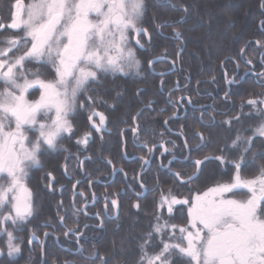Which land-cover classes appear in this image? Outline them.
<instances>
[{"label": "snow or ice", "instance_id": "snow-or-ice-1", "mask_svg": "<svg viewBox=\"0 0 264 264\" xmlns=\"http://www.w3.org/2000/svg\"><path fill=\"white\" fill-rule=\"evenodd\" d=\"M260 6L264 8V0H261ZM172 10L188 11L183 5H172ZM146 11V0H28L27 3L25 0H12L7 7V17L0 16V179L6 181L0 183V236L7 237L8 257L21 252L14 231L23 230L35 213L32 192L25 184L27 170L44 168L41 158L45 153L68 151L61 141L76 135L74 121L84 112H88L89 130L77 137L76 145L83 146V150L87 151L93 131L101 134L103 140L108 121L96 105L107 106V101L93 85L100 86L101 74L124 72L125 69L139 71L141 61L137 59L132 41L134 36L135 45L141 49L145 46L141 42L143 38L152 43V34L148 27L143 26ZM179 23H183V18ZM169 27L172 25L167 21L153 19L154 30ZM261 27L264 28V21H261ZM172 32L177 39L180 38L178 27H172ZM253 44L260 51L262 69L255 73L256 82L264 88V40L246 42L239 55L245 56ZM165 58L166 52L165 56L149 59L147 64L151 68ZM243 63L255 68L252 58L244 59ZM49 65L54 71V79H46L42 71L47 70ZM239 67L240 62L237 61V73ZM224 78L230 87L238 83L235 75L228 79L227 72ZM212 81L215 82L216 78L212 77ZM32 89L38 90L37 99L28 98L34 94L30 93ZM228 96L229 92H225L226 101ZM188 102L191 103V100ZM153 103L149 100L145 107L151 108ZM245 107L249 108L247 116L259 121L250 129L252 135L246 136L237 131L230 143L218 147L219 154L200 156L211 140L203 132L196 131L193 139L197 142L190 143L181 130L178 135L184 137L183 149L187 155L181 154V163L173 169L172 163L177 160L176 142L168 140L159 144V149L163 150L161 155L172 157L166 167L173 185L184 186L200 180L205 167L212 162L230 165L234 174L230 182H218L206 191H196L194 195L181 197L171 186L167 193L161 191L155 205L158 212L154 217L156 223L138 246L140 256L137 264H176V258L182 262L186 260L187 264H264V165L257 166L258 174L251 179L241 175L250 163L256 165L257 156L264 159V151H253L257 139L264 146V91L242 101L240 115L222 120L220 126H226V130L231 131L233 124L244 115ZM141 114L137 112L132 117L133 121H137ZM168 122L165 120V125ZM214 124L213 117L212 122L204 127ZM138 131L137 124L132 132L137 134ZM160 135L163 136V133ZM145 147L148 148V155L138 158L142 170L151 163V154L157 148L156 145L148 147L147 141ZM226 152L237 155L229 159ZM107 163L112 164V160L108 159ZM83 164L84 161H79L80 167ZM64 169L67 173V162ZM45 179L51 188L55 183L53 172H46ZM76 183L79 184V181ZM140 186L146 187L143 183ZM245 189L250 193L246 199L235 198ZM189 192L192 190L189 189ZM135 195L139 200L142 193ZM80 196H85V193L80 192ZM110 205L119 209L115 199L110 201ZM108 206L106 203L105 208ZM184 206H187L186 217H182L185 223H172L175 213L181 212ZM133 207L139 210L140 204L137 202ZM59 220L64 224L65 217L61 216ZM45 226L53 227L51 224ZM49 235L44 233L45 237ZM64 236H75V251L69 255L78 256L79 264H110V258L95 247L91 250L85 248L87 240L79 229L67 227ZM33 239H38L35 232L28 243L31 244ZM41 250L43 252V244ZM0 255H3L2 250ZM64 264H77V261L65 260Z\"/></svg>", "mask_w": 264, "mask_h": 264}, {"label": "trees", "instance_id": "trees-1", "mask_svg": "<svg viewBox=\"0 0 264 264\" xmlns=\"http://www.w3.org/2000/svg\"><path fill=\"white\" fill-rule=\"evenodd\" d=\"M11 3L12 0H0V16L7 17V7ZM146 4L143 26L148 27L152 34V43H147L146 38H143L141 42L145 46L141 49L135 45L134 36L132 41L137 59L141 61L139 71L125 69L124 72L101 74L100 86L93 85L98 87L99 94L107 101V106L96 105L99 111L105 113L108 121L103 140L100 138L101 134L93 131L87 151L83 150V146L76 145L77 137L89 130L86 120L88 112H84L74 121L76 135L61 141L68 151L45 153L41 158L44 168L33 167L27 170L25 184L32 192L35 213L23 230L14 231L16 243L21 245L19 254L8 257L7 237L0 236V250L3 251L0 264H44L45 261L47 264H64L65 260H75L79 264L78 256L69 255L75 251V236H64L67 227L79 229L87 240L85 248L91 250L95 247L110 258V264H137L140 256L138 246L156 223L154 217L158 212L155 205L161 191L167 193L171 186L178 195L187 196L190 194L189 189L192 192L198 191L230 178L233 171L230 165L212 162L207 164L200 180L184 186L173 185L168 169L158 165L156 154L159 147L154 149L149 167L142 170L138 158L148 152L146 141L148 147L156 142L175 141L177 160L173 161L172 168L176 169L181 163V154L186 156L187 153L183 149L182 136L175 133L181 130L190 143L197 142L193 139L196 131L203 132L211 140L200 156L219 154L218 147L230 143L237 131L246 136L252 135L250 129L259 121L247 116V107L243 109L244 115L239 122L233 124L231 131L226 130V126L221 127L220 122L240 115L242 101L264 91L256 82L255 73L262 70L259 64L260 51L256 45L248 48L245 56L239 55L240 48L246 42L264 40V28L261 27L264 8L260 6L261 0H146ZM172 5H183L188 11H173ZM181 18L183 23H179ZM153 19L157 22L167 21L172 27H178L181 31L180 38L175 37L172 27L154 30ZM165 52V59L158 60L151 68L148 66L149 59L165 56ZM229 57L232 59H226ZM246 58L254 60V69L243 63ZM221 61H224L223 65ZM237 61L240 62L238 73ZM42 71L46 79H54V71L50 65L47 70ZM225 72L228 77L236 73L238 83L226 87ZM212 77L216 78L215 82ZM37 92L32 91V96ZM181 92L187 93L191 103L198 106L187 107L183 116L168 119L167 125L173 131L171 132L165 127L163 120L172 113V103H176ZM225 92H229L227 101L224 98ZM149 100L154 103L151 108H146ZM137 112L142 114L134 122L132 117ZM213 117L215 124L205 128L204 125L210 124ZM137 124L139 131L134 134L132 128ZM29 134L35 138L34 134ZM253 151H264L260 139L255 141ZM225 155L234 159L237 154L226 152ZM251 155L249 153V158ZM169 156H162V161ZM66 157H69L67 161ZM127 157L132 158L126 159ZM108 159L112 160V164L107 163ZM79 161H84L83 167L79 166ZM66 162L67 173L64 169ZM259 165H264V159L257 156L256 165L250 163L242 170L241 175L256 176ZM116 167L123 169L125 177L118 171L109 180ZM48 171H52L55 177L51 188L48 187L49 181L45 179ZM5 182L0 179V183ZM139 182L146 185V192L137 200L133 191L140 190ZM80 192L85 193V196H80ZM113 199L119 203L118 210L110 205ZM137 202L140 204L139 210L133 207ZM85 203L88 204L82 209ZM106 203L109 205L107 209ZM61 216L65 217L64 224L60 223ZM164 216L167 218L166 212ZM182 217H186L185 207L181 212L175 213V219L171 222L183 224L185 220ZM46 224L53 227H46ZM33 232L38 240L29 244L28 240ZM45 232L50 235L45 237L42 252L41 241ZM176 264H185V260L182 262L176 258Z\"/></svg>", "mask_w": 264, "mask_h": 264}, {"label": "flooded vegetation", "instance_id": "flooded-vegetation-1", "mask_svg": "<svg viewBox=\"0 0 264 264\" xmlns=\"http://www.w3.org/2000/svg\"><path fill=\"white\" fill-rule=\"evenodd\" d=\"M245 71H246V70H245ZM234 75L236 76V73L230 75V76L228 77V79H231ZM242 76H243V74L239 76V79H241ZM225 84H226V87H227L228 84H227L226 80H225ZM181 97H183V99H181ZM188 101H189V96H188L187 93H185V92H181V93H179V95H178V97H177V101H176V103H172V105H173V111H172V113H170V114L167 115L166 117H168V116H170V115H172V114H175V116H174L175 118H176V117L183 116V115L186 113V109H187V107H194V106L197 107V106H198V105H196V104L189 103ZM166 117H165V119H166ZM174 117H172V118H174ZM165 119H164V120H165ZM164 120H163V123H164ZM164 125H165V124H164ZM165 127H166L169 131L173 132V131L168 127V125H165ZM175 133L178 134L179 132L177 131V132H175ZM182 139H184V138L182 137ZM160 143H161V142H156V143L153 144V145H156V146L158 147ZM140 144H141V143H140ZM162 151H163V150L160 149L159 152L156 154V158H157V161H158V165L161 167V165L163 164V165H165V167H161V168H167L166 166L168 165V161L171 160L172 157L169 156V157L166 158L165 161L163 162V161H162V155H161ZM147 155H148V152L146 153L145 156H147ZM186 155H187V153H186ZM140 156H141V155H140ZM140 156H139V157H140ZM153 156H154V150H153V153L151 154V157H150L151 162H152V158H153ZM131 158H132V157H127L126 159H131ZM150 164H151V163H150ZM150 164L145 165L144 168L149 167ZM116 168H118V167H116ZM116 168H115V169H116ZM119 168H120V167H119ZM140 168H141V167H140ZM115 169H113V171H114ZM121 169H122V168H121ZM113 171H112V172H113ZM112 172H111V175H110L109 180H112V178L114 177L115 173L118 172V171H116L113 175H112ZM121 172H122V171H121ZM122 174H123V176L125 177V173L122 172ZM139 174H140V173H138V176H139ZM140 185H141V182H139V186H140ZM143 189H144V192L142 193V188H141V186H140V190H139V191H133V193L140 192V193H142V195H143V194H145V192H146V187H144ZM84 205H85V204H83L82 207H83ZM82 207H81V208H82ZM82 209H84V207H83Z\"/></svg>", "mask_w": 264, "mask_h": 264}, {"label": "rangeland", "instance_id": "rangeland-1", "mask_svg": "<svg viewBox=\"0 0 264 264\" xmlns=\"http://www.w3.org/2000/svg\"><path fill=\"white\" fill-rule=\"evenodd\" d=\"M34 90H35V89L30 90V93H32V91H34ZM37 91H38V90H37ZM38 96H39V92H37V94H36L35 96H32V94H30V95L28 96V98H29V99H37ZM29 135H30V134H29ZM33 139H34V138H33ZM233 174H234V170L232 171L231 176H230V178H229L228 180L221 181V182H230L231 177H232ZM242 177H243V178H246V179H251V178H253V177H255V176H253V177H246V176H243V175H242ZM217 183H218V182H217ZM215 184H216V183H215ZM215 184H213V185H215ZM213 185L208 186V187H206V188H204V189H201V190H198V191H200V192L206 191L207 188L212 187ZM195 192H196V191L191 192L190 194H193V195H194ZM241 192H242V194L236 196L235 198H238V199H246L247 196L250 195V193H248L246 189H245V190H241ZM190 194H189V195H190ZM189 195H187V196H189ZM181 197H184V196H181ZM184 207H185V211H186V214H187V206H184ZM165 212H166V211H165ZM166 213H167V212H166ZM161 223H163V221H161ZM183 224H184V223H183ZM183 224H179V225H183ZM177 225H178V224H177ZM185 264H187V261H186V260H185Z\"/></svg>", "mask_w": 264, "mask_h": 264}, {"label": "water", "instance_id": "water-1", "mask_svg": "<svg viewBox=\"0 0 264 264\" xmlns=\"http://www.w3.org/2000/svg\"><path fill=\"white\" fill-rule=\"evenodd\" d=\"M174 116H175V115H174V114H172V115H170V116L166 117V119H165V120H168V119H170V118H172V117H174ZM165 120H164V121H165ZM164 124H165V123H164ZM116 171H121V168H119V167H118V168H116V169H115V170L112 172V175H113V174H114ZM143 192H144V189L142 188V193H143ZM86 204H88V203H85V205H86ZM85 205H84V206H85ZM84 206H83V207H84ZM83 207H82V208H83ZM47 233H48V232H47ZM33 240H38V239H33ZM44 241H45V236H44V234H43V237H42L41 244H43V243H44ZM41 261H42V260H41Z\"/></svg>", "mask_w": 264, "mask_h": 264}]
</instances>
